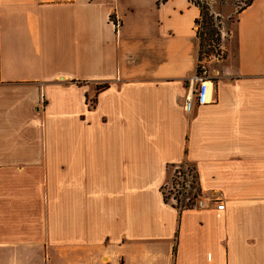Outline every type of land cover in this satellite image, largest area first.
I'll use <instances>...</instances> for the list:
<instances>
[{"label":"crops","instance_id":"1","mask_svg":"<svg viewBox=\"0 0 264 264\" xmlns=\"http://www.w3.org/2000/svg\"><path fill=\"white\" fill-rule=\"evenodd\" d=\"M199 13L0 0V264H264V0L186 113ZM181 163L224 210L165 202Z\"/></svg>","mask_w":264,"mask_h":264},{"label":"built area","instance_id":"2","mask_svg":"<svg viewBox=\"0 0 264 264\" xmlns=\"http://www.w3.org/2000/svg\"><path fill=\"white\" fill-rule=\"evenodd\" d=\"M200 2V0H198ZM201 3V2H200ZM115 28H118V22L112 20ZM222 59V52L220 48L207 57H203L197 63L195 73L189 79V86L187 95L184 100L183 109L188 113L194 103L198 105H205L210 102V77L207 71V64L210 62H218ZM193 168V167H192ZM187 163H181L174 166L173 174H175L176 182L171 190L173 196L171 202H165L172 205L179 211L183 210H203L214 208L215 210H224V200L220 193L213 192L208 197L199 196L194 188V176L196 177L194 169ZM197 184V181H196ZM163 191V189H162Z\"/></svg>","mask_w":264,"mask_h":264},{"label":"rangeland","instance_id":"3","mask_svg":"<svg viewBox=\"0 0 264 264\" xmlns=\"http://www.w3.org/2000/svg\"><path fill=\"white\" fill-rule=\"evenodd\" d=\"M200 2L201 4H206L209 12L213 14L214 18H219L218 20L214 19V24L219 26L218 30L220 32V50L224 44L232 45L235 39L234 34L237 16L236 12L244 6V3L247 2V0H200ZM197 28L199 32H206L203 26ZM224 56L225 53H222V57ZM190 167L192 168V166L189 165V168ZM173 168L174 166H171L167 170V178L165 184L162 187V194L166 198V201L171 203V197L173 196L171 187H173L176 182L175 174H173ZM193 180L195 182L194 188L198 194L195 176Z\"/></svg>","mask_w":264,"mask_h":264},{"label":"trees","instance_id":"4","mask_svg":"<svg viewBox=\"0 0 264 264\" xmlns=\"http://www.w3.org/2000/svg\"><path fill=\"white\" fill-rule=\"evenodd\" d=\"M252 0H247L244 6L240 8L236 13L240 12L243 8L248 6ZM191 2L197 6L200 10L199 17L194 21L196 27V36L199 40V60L203 57H207L214 53L220 48V32L218 30V25L214 24L213 14L209 12L206 4H201L197 0H191ZM203 26L206 32H199L197 27Z\"/></svg>","mask_w":264,"mask_h":264}]
</instances>
